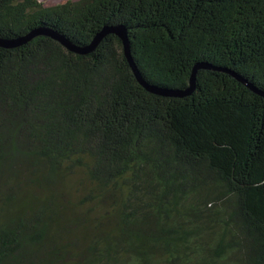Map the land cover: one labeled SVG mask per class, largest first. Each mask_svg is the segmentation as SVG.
Returning a JSON list of instances; mask_svg holds the SVG:
<instances>
[{
  "label": "trees",
  "instance_id": "obj_1",
  "mask_svg": "<svg viewBox=\"0 0 264 264\" xmlns=\"http://www.w3.org/2000/svg\"><path fill=\"white\" fill-rule=\"evenodd\" d=\"M0 264H264V0H0Z\"/></svg>",
  "mask_w": 264,
  "mask_h": 264
},
{
  "label": "water",
  "instance_id": "obj_2",
  "mask_svg": "<svg viewBox=\"0 0 264 264\" xmlns=\"http://www.w3.org/2000/svg\"><path fill=\"white\" fill-rule=\"evenodd\" d=\"M108 33H115L118 35L124 46V52L125 55L130 62V65L136 75L137 80L139 83L144 86L148 91L160 95H173V96H182L185 94H189L195 86V76H196V70L200 67L203 68H212L210 64L203 63L199 64L194 68V71L192 73V76L190 78L189 86L186 89L180 90V89H167V88H161L154 85L149 84L147 81L143 79V77L140 75L139 71L137 70L135 64L133 63V59L130 52V45H129V39L126 33V30L122 26L118 27H108L106 26L103 31L96 34L93 40L86 45H78L71 40H69L67 37H65L60 32L56 31L55 29H52L50 27L40 26L36 27L32 30H30L27 34L15 38H2L0 37V46L5 48H13L20 46L32 38L40 35L49 36L58 42H60L64 47H66L68 50L77 53V54H87L91 51H93L96 46L99 44L101 39ZM234 77H236L238 80L242 81L246 86H248L250 89H252L254 92L264 96V91L259 90L256 88L253 84L249 83L246 79H244L241 75L237 74L236 72H230Z\"/></svg>",
  "mask_w": 264,
  "mask_h": 264
},
{
  "label": "rangeland",
  "instance_id": "obj_3",
  "mask_svg": "<svg viewBox=\"0 0 264 264\" xmlns=\"http://www.w3.org/2000/svg\"><path fill=\"white\" fill-rule=\"evenodd\" d=\"M39 1L42 2L45 6L49 7V6H55L58 4H62L69 0H39Z\"/></svg>",
  "mask_w": 264,
  "mask_h": 264
}]
</instances>
